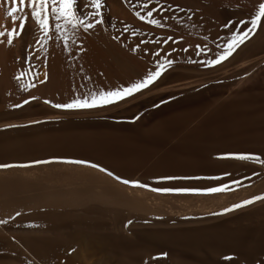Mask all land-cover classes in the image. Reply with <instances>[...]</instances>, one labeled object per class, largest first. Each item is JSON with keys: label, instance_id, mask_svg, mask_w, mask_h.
<instances>
[{"label": "rangeland", "instance_id": "rangeland-1", "mask_svg": "<svg viewBox=\"0 0 264 264\" xmlns=\"http://www.w3.org/2000/svg\"><path fill=\"white\" fill-rule=\"evenodd\" d=\"M156 1L152 0L150 6L149 4L147 6L150 8L155 7L154 3L156 4ZM173 2H175V5ZM260 2L261 0H179V2L176 0H159L163 9L171 3L172 7L175 6L171 9L176 11L180 9L187 16V22L185 20L183 23H178L176 20L167 22L160 19L163 26L159 27L147 24L136 16V20L133 22H136L138 27L144 25L145 22L146 26H150H147L148 28H154V30L147 29L148 32L153 33L155 31L154 35L151 34V36L149 33H144L145 40L143 38V41L141 40L146 42V45L149 44L148 48L153 44V47L156 46L154 49H158L154 51L151 46L153 51L149 52V49L143 43L142 48L145 45L144 48L148 49L146 53V50H144L145 57L153 54L154 59L150 57L154 61L156 60V62L152 61L153 64L163 63L169 55H173L169 59L177 58V61L171 60L174 62V64L171 63L172 66H176L175 70H172V72L171 69L174 68L168 66L169 64H164L168 67L164 68V71L160 74L161 77L159 76L157 79L162 78L168 68L167 72L174 75L167 74L170 80H176L177 78L189 79L192 76H198L204 78V80L207 78L205 83L202 79L201 84L198 83L200 87L195 84L188 87H176L173 88L174 90H164V92L161 89L160 92L157 83L163 78L153 81L156 82L157 86L152 83L153 87L154 85L156 87L152 89L149 85V93L148 91L144 92L148 98L146 94H143L145 96L142 95L143 100L138 99L139 97L135 99V101L139 100L140 102H138V108H133L137 102L131 101L134 105L131 103L124 105V110L127 108L125 112L122 111L123 113H121L123 108L120 110V114L116 115L118 117L115 119L116 121L112 119L116 117L111 116V119L107 118L103 121L105 126L97 123L88 124L89 127L84 125L79 129L75 128V130L82 131L85 129V131L102 129V131H110L116 136V133H118L120 136L118 135L117 138L120 137V139L116 137L111 139H116L115 144H122L120 151L123 150V147L125 150V146L129 147V149L126 148V152L132 150V148L135 149L137 153L131 151V154L134 152L132 155L130 152L127 154L124 150L125 153L120 152V155L116 154L115 151L104 153V155L94 151L85 153V150L84 153L82 151L79 153L80 151L77 150H65L64 152L62 149V151L59 149L56 151L53 146L45 145L41 146V149L37 148L38 151L36 148L35 151L34 149L27 151L26 154L30 155H22V166H24L22 168L24 170L22 169V171H19L21 173H17L25 178H21L23 182L25 180L23 183L24 188L10 194H13V196L22 194L23 204L17 208L21 211L17 212L16 209L13 211L15 215L10 212L4 214L7 216L6 218H4V215L0 216V243L3 241L0 245V264H119V252L115 250L111 243L112 236L116 235L125 237V239L132 242L133 250L135 249L133 257L138 264H177L181 256L179 248L156 247V245L142 239L143 234L153 229H183L219 222H225L230 227L237 224L254 226L264 219V199L255 200L250 204L228 212L223 211L224 208H229L234 203L250 199L254 195H264V163L240 160L226 155L228 153H249L260 157V161H264V62L253 66L252 64L242 66L240 63L244 61V56L246 58L249 54L252 55L254 51L257 52L258 50L251 45L256 36L255 32L249 35V38L245 40L246 43L244 41V44L239 45L241 48L238 46L239 48H236L229 55L230 57H227L228 60L226 58L222 60L223 62L220 61L214 65L208 63L224 51V44L227 43L230 37L231 33L228 34L227 28L225 29L222 25L231 20L232 24H229L232 27L231 29L237 32L241 31L247 26L251 15ZM144 11L145 9L141 7L137 12L144 14ZM223 15H228L230 18L228 16L223 17ZM154 18L156 17L154 16ZM240 20H244L245 24L234 27L239 24L238 21ZM263 23L259 25L262 31H264V27L262 28ZM260 29L259 31H261ZM158 30L164 32L163 38L161 35L157 36ZM137 32L140 33L138 30ZM147 34L150 36L148 39L146 38L148 37ZM169 36L172 37L171 40H168ZM166 40L167 43H165ZM185 41L188 42L185 43ZM206 44L207 46H205ZM244 48L248 51L245 52ZM215 50L217 53H214ZM177 55L179 56L177 57ZM159 56H163L164 61ZM179 57H182L183 60ZM229 58L231 61H229ZM192 60L199 63L194 65ZM184 61L186 69H184L185 67L182 68L183 71L179 66L183 67L185 65L178 64H184ZM142 62L144 63V61ZM230 62L234 64L232 65ZM221 63L226 64H224L225 69L228 67V70H230H226L228 73L215 69L221 67ZM229 63L232 65L231 67ZM145 64L144 67L147 66V63ZM197 64L199 67L196 66ZM176 69L180 70L177 71ZM146 70L151 71V68L146 67ZM167 76V80L165 78L160 81V87L162 86L161 82L168 81ZM229 86H233L230 91H228ZM170 103L172 104L170 105ZM165 104H169V107ZM172 105L173 107H171ZM150 106L152 107L150 108ZM162 106H166V109ZM137 112L139 116H135V114H138ZM171 114L180 117L173 115L172 121L175 117L177 119L175 118L172 122ZM137 117L139 118L137 119ZM181 117L188 118L182 120ZM165 118H170V122H164ZM177 122L178 124H175ZM92 125L97 126L93 127ZM118 126L120 129L116 128ZM114 142L112 141V143ZM193 146L204 148L205 158L209 161L205 159L207 161L205 164L189 163L188 156H190V148ZM117 155H119L118 159L115 158ZM33 161H41V163H33ZM75 161H86V163L81 164ZM131 164L133 166H130ZM92 165H98V167H92ZM101 169H105V171H101ZM109 172L113 175H108ZM164 176L189 177L190 179H160ZM116 177H120V179L118 180ZM123 180H136L141 185L146 184L148 187L124 184ZM221 183L225 184L227 188L216 193L156 192L152 190L155 188L217 187ZM49 191L51 193L60 192L61 194H59L64 197V200L59 203L48 202L45 194L50 193ZM32 194H35V196ZM29 203L31 204L27 205ZM17 214L19 215L17 216ZM16 236L19 237L16 238ZM21 236L24 238H21ZM29 236H53L57 237V240H66V243L57 256L44 259V256L33 252L34 250L28 245L27 247L24 245L26 237ZM8 244L10 247H8ZM161 253L166 255H161ZM204 253L203 251L190 253L188 258L201 259L200 257ZM37 254L38 256H36ZM225 254V256L236 258L233 251H227ZM223 257L224 255L219 256V259L223 261ZM258 260H264V256ZM225 262L233 264V259ZM241 264H244V262H241Z\"/></svg>", "mask_w": 264, "mask_h": 264}, {"label": "bare ground", "instance_id": "bare-ground-1", "mask_svg": "<svg viewBox=\"0 0 264 264\" xmlns=\"http://www.w3.org/2000/svg\"><path fill=\"white\" fill-rule=\"evenodd\" d=\"M176 1L179 2V0H176ZM85 2L86 0H76V4L74 7V11L81 17L87 15L89 12L92 11V9L84 7ZM173 3L175 5V2ZM147 5H148L147 0H102V9H101L102 22L98 26L94 25L93 28L88 31H84L83 28H76L75 30H73L70 25L68 26V35H69V40L67 41L68 51H64L65 41L58 38L59 34L56 32V29H55V23H57V21H55L54 19H50V31H49L48 39L46 40V42H44V45H43L44 50L42 51L41 45L36 44L35 40L39 39L41 41H44V38L39 35V32L34 24V21L30 17L31 10L27 9L26 7L19 8L17 6V9L14 13L16 16V19L12 20L8 15L12 7L11 0H0V31H3L7 28L8 30H19L21 32V35L19 37H14V42L12 44H8L6 37H0V164L11 165V167L9 168L0 169V197H1L0 198V216L13 212L15 209L17 210V208L21 207L22 206L21 204H23V197H21L22 194L20 196H13V194H10V193L18 192L22 188H24L23 183L25 182V180L23 182L22 179H25V178H22L23 176L21 177L20 174L18 175V173H21L19 171H22L23 169L22 167H24L22 166L23 162H22L21 156L24 154L30 155V154H26L27 151L29 150L31 151L32 149H34L35 151V148L39 149L41 146L43 147L45 145V146H53L54 149L56 148V151H58V149L59 150L62 149L64 150V152L65 150L66 151L67 150H71V151L77 150V151H80L79 153H81V151L83 152L85 150L84 151L85 153L87 151H90V152L94 151L96 153L99 152V154L103 153V155L104 153L115 151L116 154L120 155V152L121 153L123 152L124 147H123V150L120 151L122 144L117 143L119 144L117 145L114 142L116 139L112 140L113 139L112 137L117 138V136L119 135L118 133L115 132L117 134L116 136L114 133L110 131L106 132L105 130L102 131V129L101 130L99 129L98 131H95V130L85 131L86 130L85 129L84 131H82V130H75V128L79 129L81 128V126H84V125H87L89 127L90 124H97V123L98 125H100L104 123L103 121L105 119L107 118L109 119L111 116H115V117L116 115L118 116L120 114V110L123 108L124 105L126 104L129 105L128 103H131V101H135V99L138 97H139L138 99L140 98L142 99V95L146 94L144 92L148 91L149 87L153 89L154 87L158 85V90L161 92V89H163V92H164V90H171L176 87H188V86H193L195 84L198 85L199 82H200L199 84H201L202 79H203V82L205 83V80L207 78L204 80V78L202 77L199 78L198 76H192L193 78L191 77L189 79L177 78L176 80H170L167 74H170L171 72H167L168 71V68H167L165 70V74L169 79L168 81H163L164 83L161 82L162 84L161 87L159 83L160 81L166 78V76L164 77L165 74L162 76L163 79L160 78L162 80L156 79L157 81L160 80L157 83V85H156V82L155 83L153 82L156 86L154 85L153 87V84H150V86L148 85L149 87L147 86L145 89H141L138 92H135L128 97L115 101L112 104L100 106L96 108H87V109H61V108L53 107V105L55 104L67 103L76 97L83 98L85 95H89L92 91H98V90L107 91L112 88L126 86L129 83H132L138 79H141L148 72V70H146V67H149V69L151 68V71L155 70V67L157 66L158 63L153 64L152 61H154L153 60L154 58L152 56L154 55L152 54L151 56L148 55V57H145L144 54L148 51V49H149V52L150 51L152 52L156 46L153 47V44H151L150 47L148 48L149 44L146 45V42H142L143 41L142 38L143 39L145 38L144 33H149L150 36L151 34L155 33V31L153 33L148 32L147 29L154 30V28H151V29L148 28L147 26L149 25L146 26L145 22L143 23L145 26L140 24L141 26L138 27V25H136V22H133L134 20H136V15H134V13L137 12L139 9H141V7L145 9ZM149 6H147V8L150 10L151 8ZM171 7L172 5L171 3H169L167 4V7L164 9V11L157 10L153 15L156 18L161 19L162 21L165 20L167 22L168 21L171 22V21L176 20V22L178 23H183L186 20L187 16H185L180 9L176 11L175 9L174 10L171 9ZM224 16H228V15H223V17ZM228 17L230 18V16ZM20 19H24L25 21L22 28L18 24V21ZM226 19H225V22H226ZM223 21H224V18H223ZM263 27H264V23H263L262 28ZM231 28L232 27L230 26L227 28L226 31L228 32V34L230 33ZM259 29H260V26H258V30L255 31L256 36L254 37L251 43V45L257 48L258 50L257 52L254 51V54L252 55L249 54V56H247L246 58L244 56V61L240 62L242 66L244 65L248 66L249 64H252V66L257 65V64L260 65L264 62V31H262L261 29H260L261 31H259ZM137 30L140 31V33L137 32ZM160 30H158L159 32L157 36L164 35V32H161ZM227 32L225 33L227 34ZM146 36H148V34ZM150 36L146 38L148 39L150 38ZM187 42L185 41V43ZM222 42H223V36H222ZM248 42H251V41H248ZM143 43H145L148 49L144 48L145 45L142 48ZM193 45H195V43H193ZM151 46L153 47V49H151L152 48ZM205 46H207V44ZM133 48L135 49V51L132 50ZM144 50H146L145 53H144ZM156 50L154 49V51ZM247 51L248 50L245 49V52ZM214 53H217L216 50L214 51ZM155 55H156V52H155ZM170 56L171 55H169V57ZM178 56L179 55H177V57ZM150 57H152L153 59H151ZM169 57L168 58L166 57V59L177 61V58L169 59ZM179 58H182V57H179ZM179 58L178 60H180ZM139 61H141L140 64L142 63L143 67L142 65L139 64ZM142 61H144V63ZM229 61H231L230 58H229ZM154 62H156V60ZM145 63H147V66L144 67ZM193 63L195 65L196 63H199V62L196 61L195 63L193 61ZM230 63L229 65L231 67L234 63L233 64L231 63L232 65ZM159 64L161 63L159 62ZM172 64H174V62ZM172 64L168 66L173 67L174 69H171V71L172 70L174 71L176 66H172ZM191 64L190 66H192ZM224 64L225 63L220 65L221 67L224 66L223 68L219 67L220 69L219 68H215V69L221 70V72H226V70H228V67L227 69H225L226 68L225 65L226 64L228 65L227 61H226V64L225 65ZM178 65H185V61H184V64H178ZM168 66L165 65L164 68ZM196 66H198V64ZM179 67L180 69L184 67H185L184 69H186V65L183 67L181 66ZM180 69L178 70L176 69V70L179 71ZM184 69L182 70L184 71ZM215 69H214V72H215ZM45 74L47 75V79H45ZM171 75H173V73H171ZM171 75L170 77H172ZM165 80H167V78ZM232 87L229 86L228 91H230V88L232 89ZM146 97L148 98L147 94H146ZM24 101H27V103H24ZM136 102H137L136 104L137 106L140 102L138 100V101H135L134 103ZM171 104L172 103H170V105ZM14 105H20V106L14 107ZM165 105H168L169 107V104H165ZM136 106L134 105L133 108H138V106L137 107ZM151 107L152 106H150V108ZM171 107H173V105ZM163 108L166 109V106ZM125 110L123 108V110H121V113L125 112ZM137 115L139 116V113L135 114V116ZM173 115L171 114V121L174 116H177L176 114L174 116ZM185 115H187V113H185ZM177 117L179 118L180 116H177ZM117 118L118 117L116 118L113 117L112 119L115 120ZM138 118L139 117H137V119ZM181 118L183 120L188 117H185V118L181 117ZM169 119H166L164 122L169 123L170 122ZM174 120L172 122H174ZM178 122L175 124H178ZM103 125L105 126V124ZM96 126L97 125L93 127H96ZM116 128H119V126ZM117 139H120V137H118ZM112 141L114 143H112ZM125 147L127 148V146ZM126 148L124 150L125 152L127 149H129V147L127 149ZM44 150L46 149L44 148ZM137 150H140V149H137ZM117 151L119 152L117 153ZM131 151H135V149L132 148V150H129L126 153L128 154L130 152L131 154ZM99 154L98 156H100ZM132 154H134V152H132ZM205 154L206 153H205L204 148H201L198 146L191 147L190 156H188L189 163L205 164L207 161H209L207 158H205L206 157ZM119 155H117L115 158L118 159ZM130 166H133V164H131ZM32 189L34 190V188ZM59 193L50 192L48 194H45V198L48 202L59 203L61 200H64V197L60 195L61 193L60 194ZM71 193L70 195L73 194ZM33 196H35V194ZM65 203H67V201H65ZM30 204L31 203L27 205H30ZM18 211H21V210H17V212ZM13 215H15V212H13ZM6 217L7 216H5L4 218ZM9 218H10V215H9ZM10 222L12 221L10 220ZM81 231H84V230H81ZM17 237L19 236H16V238ZM50 237L51 236L49 237H44V236L30 237L29 236V237H26L24 245H26V247L28 245V247H31L34 250L33 252H37L39 255L44 256V259L46 257H51V256L53 258V256L55 255L57 256L58 252H60L62 248L65 246L66 240L65 241L57 240L56 239L57 237H53V236H52L53 238L52 237L50 238ZM21 238H24V237L21 236ZM58 238L60 239V237ZM63 238L67 239L65 237ZM141 238L149 241L153 245H156V247L165 246V247L179 248L181 251V256L178 259L177 264H228L225 261H222L219 259V256L220 257L223 255L225 256L226 255L225 253L227 251L235 252L236 258H233V264H241V262H244V264H254L258 259L264 256V219L254 226H245L242 224H237L234 227H230L225 222H219V223L209 224L205 226L183 228V229L182 228L181 229H153V230H150L144 233ZM2 242L0 243V245L2 244ZM111 243H112V246L115 248V250L119 252V264H138L135 258L133 257V253L135 249L133 250L132 242L129 239L127 240L125 239V237L116 235V236H112ZM8 247H10V245ZM201 251L205 252L200 257L201 259L192 258V257H190V259L188 258V255L190 253H200ZM38 254L36 256H38Z\"/></svg>", "mask_w": 264, "mask_h": 264}, {"label": "snow or ice", "instance_id": "snow-or-ice-1", "mask_svg": "<svg viewBox=\"0 0 264 264\" xmlns=\"http://www.w3.org/2000/svg\"><path fill=\"white\" fill-rule=\"evenodd\" d=\"M148 4L152 3V0H147ZM76 0H11V10L8 15L12 20L16 19L15 11L17 6L19 8L30 9V17L34 21V24L39 32V35L44 38V41L39 39L35 40V43L41 45V50H44V42L48 39L50 31V19L57 21L55 23L56 32L59 34L58 38L65 41L64 51H68L67 41L69 40L68 35V26L70 25L73 30L76 28H83L84 31H88L93 28V26H98L101 20V9H102V0H86L84 7L92 9L87 15L81 17L74 11ZM164 11L161 7L159 0H157L155 7L150 10L145 7L144 14L141 12H135L136 15L141 21H145L147 24L163 26L160 19L154 18V13L157 11ZM166 18V17H165ZM264 0L258 4L257 9L250 17V21L247 23L241 31H233L230 29V38L227 43L224 44V51L220 52L215 59L210 60L208 63L214 65L220 61L226 59L240 44L249 38V35L254 33L258 26L264 22ZM25 21L20 19L18 21L19 26L22 28ZM229 24H232V21L229 20L227 23L222 25L225 28H228ZM245 21L240 20L238 25L234 27H239V25H244ZM21 32L19 30H8L7 28L3 31H0V37H6L8 44L14 42V37H19ZM172 37H168V40H171ZM168 41L166 40L165 43ZM199 47V46H197ZM82 50V49H81ZM135 51V49H132ZM171 60H165L164 63L157 64L154 71H148L141 79L136 80L135 82L129 83L126 86L112 88L110 90H98L92 91L89 95H85L83 98L76 97L70 100L67 103L55 104L53 107L61 109H87V108H96L100 106H105L114 103L115 101L121 100L122 98L128 97L131 94L138 92L141 89H145L148 85L152 84L160 74L164 71V64H171ZM45 79L47 75L45 74ZM27 103V101H24ZM20 105H14V107H19ZM229 157L240 159V160H251L264 163L260 161V157L254 156L249 153H228L226 154ZM76 163H86V161H75ZM33 163H41V161H33ZM9 164H0V169L9 168ZM92 167H98V165H92ZM105 171V169H101ZM108 175H113L111 172ZM227 175V173H225ZM120 179V177H116ZM164 180L172 179H190L189 177H170L164 176L160 177ZM124 184H132L141 187H148V185H141L139 181L136 180H123ZM235 183V181H233ZM227 186L223 183L219 184L217 187H207V188H155L152 189L156 192H204V193H216L222 190H226ZM264 199V195L261 196H252L250 199L240 201L239 203L232 204L229 208H224V212H228L232 209L239 208L243 205L252 203L255 200ZM19 215V214H17ZM129 223H131L129 221ZM161 255H166L161 253ZM223 261H231L233 257L224 256ZM256 264H264V260H257Z\"/></svg>", "mask_w": 264, "mask_h": 264}]
</instances>
